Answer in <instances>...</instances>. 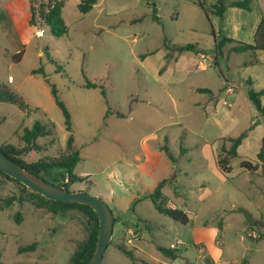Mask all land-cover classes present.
Returning a JSON list of instances; mask_svg holds the SVG:
<instances>
[{
	"label": "rangeland",
	"instance_id": "374dc122",
	"mask_svg": "<svg viewBox=\"0 0 264 264\" xmlns=\"http://www.w3.org/2000/svg\"><path fill=\"white\" fill-rule=\"evenodd\" d=\"M59 1L68 34L57 37L38 11L30 23V0H0V83L10 77L26 104L21 110L0 103V147H24L20 137L35 122L54 127V142L37 139L41 150L21 157L27 164L58 158L72 139L80 156L74 174L85 181L68 184L59 170L47 179L111 209L113 233L102 264H264V163L256 172L240 167L243 160L257 163L264 136L244 87L251 80L255 91L264 90V52L231 50L252 43L264 0H225L248 1L250 9L229 7L222 18L212 13L216 0H199L207 15L197 0H97L86 14L79 0ZM222 38L233 41L218 53ZM187 45L200 52L184 51ZM86 79L98 87L86 88ZM51 86L70 114L71 132ZM243 132L232 170L223 175L221 138ZM145 151L159 154L154 170H142L136 159ZM163 181L167 206L184 210L187 224L145 198ZM19 195L20 187L0 175V199ZM86 223L77 209L53 215L15 201L0 210V264H68L87 236ZM34 242L35 251H18ZM157 246L176 250L177 258L164 257Z\"/></svg>",
	"mask_w": 264,
	"mask_h": 264
},
{
	"label": "trees",
	"instance_id": "16d2710c",
	"mask_svg": "<svg viewBox=\"0 0 264 264\" xmlns=\"http://www.w3.org/2000/svg\"><path fill=\"white\" fill-rule=\"evenodd\" d=\"M38 0H30L31 3V13L32 20L30 23L33 24V16L38 11L40 19L50 28L51 32L59 37L68 34V27L65 25L62 16V1L59 0H39V6L36 8L35 3ZM97 0H79L78 10L82 14H86L92 10ZM199 7L204 11L207 15L208 10L204 6L202 2L199 0L196 1ZM236 7L240 9H250L248 1H236V2H227L225 0H216V3L212 6V13L218 17H223L227 8ZM154 20L157 19L155 16L152 17ZM233 40L229 38H222L219 42H216L214 50L218 53L221 52L222 47L225 43L232 42ZM233 52L242 53L247 51H263L264 52V16H262L255 28L253 34V41L251 44H240L234 46L231 49ZM184 51H190L194 54L199 53L200 51L194 45H187L184 47ZM21 56V52H18L14 60L18 61ZM33 74L42 73L41 70L32 71ZM86 88H97L98 83H93L86 79L85 81ZM101 87V86H100ZM246 97L249 102L253 105L255 112L257 113V117L259 121L264 124V90L255 91L253 88V84L251 80H246L244 82ZM198 93H206L212 96V92L208 89H197ZM51 94L54 98L55 104L61 109L63 117H64V125L67 131L71 132V119L70 114L60 100L57 90L54 86H51ZM102 95L105 96V92L102 91ZM0 103H9L17 105L21 110H26V104L23 99L17 95L9 84L0 83ZM110 110L106 115H109ZM118 117H122L123 115L117 113ZM2 120L0 118V124ZM52 137L51 141L54 142V127L49 125L41 124L40 122H35L31 128L24 129L22 136L20 137L21 141L24 143V147L19 148L13 145H4L0 147V151L4 153L7 157L11 158L23 168L29 170L31 173L43 178L44 180L58 186L62 187L65 190H69L68 184H72L74 182H83L86 177L77 176L74 174V169L80 160L79 152L72 147V139L68 142L67 148L60 154L58 158H54L52 160H39L35 163L27 164L25 163L21 157L27 154L30 150L40 151L41 147L36 144V140L39 138H48ZM247 137V133L243 132L237 137H223L221 138L222 145L220 148V152L217 155V166L220 172L224 175L229 174L232 170L231 161L238 156V148L242 144L243 140ZM55 139V138H54ZM264 163V136L261 141V147L257 154V163H251L249 161L243 160L240 163V167L249 172H256L260 165ZM59 170V172H63L67 176L66 185H59L57 182H53L48 180L47 178L50 176V171ZM0 175L10 179L14 183H16L21 190L22 195L11 196L4 200L0 199V210L3 208H9L15 201L18 203L28 202L34 205L38 209H43L47 213H51L53 215H57L59 213H65L71 209L80 210L86 217L87 223V236L85 240L77 244L75 251L69 258L68 264H88L92 259L96 243L98 237L99 230V221L96 213L88 206L82 204L75 203H64L59 201H52L45 199L41 195L29 190L21 183L16 180H13L0 172ZM167 181L160 182L155 190L147 195L145 198H149L155 210L162 215H165L172 220L179 222L181 224H187L189 222V217L186 212L179 208H170L167 206V199L163 196L161 189L167 185ZM172 187V184L169 183ZM70 191V190H69ZM144 199V198H143ZM246 217L247 221L251 222L249 219L248 213L244 210H241ZM16 223L20 222V215L17 214L15 216ZM36 242L28 245V246H20L18 251L20 253L33 252L36 249ZM119 251L126 257L130 258L133 261H136L133 252L130 250H126L122 246L118 247ZM157 251L161 253L164 257L170 259H176L177 255L175 253L176 250L171 248H164L161 246L156 247Z\"/></svg>",
	"mask_w": 264,
	"mask_h": 264
},
{
	"label": "water",
	"instance_id": "95a60500",
	"mask_svg": "<svg viewBox=\"0 0 264 264\" xmlns=\"http://www.w3.org/2000/svg\"><path fill=\"white\" fill-rule=\"evenodd\" d=\"M172 51H183L173 48ZM0 172L18 181L29 190L41 195L45 199L64 203L82 204L90 207L97 215L99 230L96 248L88 264H102L105 251L111 240L114 226V215L106 202L89 196L84 191L72 192L58 187L43 178L31 173L17 162L0 151Z\"/></svg>",
	"mask_w": 264,
	"mask_h": 264
},
{
	"label": "crops",
	"instance_id": "0c3cea01",
	"mask_svg": "<svg viewBox=\"0 0 264 264\" xmlns=\"http://www.w3.org/2000/svg\"><path fill=\"white\" fill-rule=\"evenodd\" d=\"M158 75H160L159 71H158ZM8 84H12V81H11L10 77L8 78ZM197 89H203V88H196L195 91ZM213 95L216 97L215 94H213ZM209 105H211V104L209 103ZM203 108H204V110H207V113H209V114L212 113V109H213L212 107H209L208 105H205V106H203ZM144 154H146V155L143 156V159H141V157H137L136 158L138 161H141L142 170L146 171V169L148 170L149 168L154 170L157 167L158 163H159V154L154 153V152H150V151L149 152L145 151ZM79 176H84V175H79ZM84 177H87V176H84Z\"/></svg>",
	"mask_w": 264,
	"mask_h": 264
},
{
	"label": "built area",
	"instance_id": "2783aa9c",
	"mask_svg": "<svg viewBox=\"0 0 264 264\" xmlns=\"http://www.w3.org/2000/svg\"><path fill=\"white\" fill-rule=\"evenodd\" d=\"M41 34H42V33H41ZM41 34H39V35H41ZM202 58H203V57H202ZM201 68H202V67H201ZM226 92H227V93H230V92H231V90H230V89H227V90H226ZM66 182H67V180H66ZM171 247L173 248V247H174V245H173V246H171Z\"/></svg>",
	"mask_w": 264,
	"mask_h": 264
}]
</instances>
